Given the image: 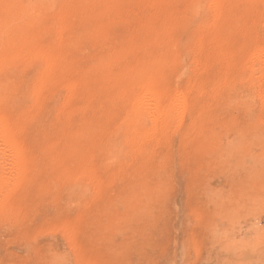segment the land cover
<instances>
[{"label": "rangeland", "instance_id": "rangeland-1", "mask_svg": "<svg viewBox=\"0 0 264 264\" xmlns=\"http://www.w3.org/2000/svg\"><path fill=\"white\" fill-rule=\"evenodd\" d=\"M0 264H264V0H0Z\"/></svg>", "mask_w": 264, "mask_h": 264}, {"label": "bare ground", "instance_id": "bare-ground-1", "mask_svg": "<svg viewBox=\"0 0 264 264\" xmlns=\"http://www.w3.org/2000/svg\"><path fill=\"white\" fill-rule=\"evenodd\" d=\"M55 20V24H57V28H59V25H60V21H61V17H57V18H55L54 19ZM56 26V25H55ZM54 26V27H55ZM135 97V96H134ZM134 97L132 98V99H134ZM138 97V96H137ZM136 98V97H135ZM132 102H133V100H132ZM135 104L137 105V103L135 102ZM134 109V108H133ZM142 113V112H141ZM140 115V114H139ZM139 117V116H138ZM136 118V117H135ZM137 120H139V118L137 119ZM135 132V131H134ZM126 144H128V143H126ZM3 164V163H2Z\"/></svg>", "mask_w": 264, "mask_h": 264}]
</instances>
